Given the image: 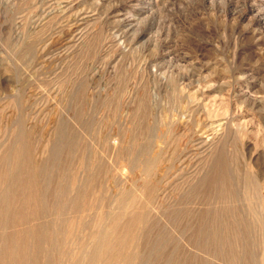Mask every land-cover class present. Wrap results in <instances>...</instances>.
I'll return each mask as SVG.
<instances>
[{
    "label": "rangeland",
    "instance_id": "rangeland-1",
    "mask_svg": "<svg viewBox=\"0 0 264 264\" xmlns=\"http://www.w3.org/2000/svg\"><path fill=\"white\" fill-rule=\"evenodd\" d=\"M0 264H264V0H0Z\"/></svg>",
    "mask_w": 264,
    "mask_h": 264
}]
</instances>
